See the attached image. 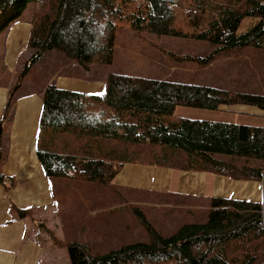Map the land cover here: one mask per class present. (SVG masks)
I'll use <instances>...</instances> for the list:
<instances>
[{
	"label": "trees",
	"instance_id": "1",
	"mask_svg": "<svg viewBox=\"0 0 264 264\" xmlns=\"http://www.w3.org/2000/svg\"><path fill=\"white\" fill-rule=\"evenodd\" d=\"M27 11L31 55L11 87L4 116L12 111V96L30 68L46 63L51 54L56 55L51 76L105 81L101 94L61 88L56 82L40 92L37 154L58 212L64 215L79 207V190L89 185L112 188L114 201L90 207L110 208L114 217V207L129 206L123 189L113 184L129 163L263 181L264 126L177 117L175 110L181 106L264 116V0H0V31ZM250 18L257 23L242 32ZM124 26L140 36L207 44L210 48L203 54L165 53L174 63L202 68L230 59L224 84L121 71L100 76L95 65L114 62L116 32ZM27 94H18L16 100ZM1 131L4 182L1 168L9 146L2 148ZM128 210L147 240L100 250L89 240L67 237L58 244L67 249L70 264H264L261 201L213 196L202 220L183 223L171 234L159 230L139 206ZM30 214L31 209H17L19 218Z\"/></svg>",
	"mask_w": 264,
	"mask_h": 264
},
{
	"label": "rangeland",
	"instance_id": "2",
	"mask_svg": "<svg viewBox=\"0 0 264 264\" xmlns=\"http://www.w3.org/2000/svg\"><path fill=\"white\" fill-rule=\"evenodd\" d=\"M30 15L27 11L22 19L15 20L8 29L0 31V123L2 124L1 138L3 139L9 135L13 136L15 132L20 139L31 135L35 138V132L40 124L42 114V94L40 92L50 82H56L59 87L82 92L102 93L105 88L104 79L100 80L99 83H87L81 79L58 77L61 74L51 76L50 72L56 63V55L51 54L46 58V63H38L30 68L23 80L22 87L12 96V111L8 116H4L6 105L11 97V87L16 83L25 62L31 55L27 46L31 30ZM249 22L250 20L244 22L242 32L247 28ZM116 36L117 48L114 62L108 67L95 65L100 70L98 73L100 76H106L109 71H121L137 76L219 84H224L222 79L227 77L230 59H219L213 65L202 68L195 63H174L165 53L171 50L177 53L203 54L210 48L205 43H194L184 38L169 39L163 37L156 39L145 35L140 36L128 26L119 28ZM145 37L150 38L152 43L150 44L143 39ZM20 93L33 94H27V96L16 100ZM202 113V110H195L186 116L191 119L208 118L207 114L203 115ZM231 122L240 123V119L236 118ZM2 148H5L3 143ZM5 167L8 168V166L2 165V172ZM170 169L162 167L156 172L135 174L134 177L138 179L134 180L146 179L138 181V184L151 185L150 188L174 187L177 190L186 191L187 194H192L194 197L187 198L179 194L174 196L173 194L162 195L163 193L148 194L143 192L131 194L124 192L125 197L122 196L129 206L136 205L142 208L152 223L165 234L173 233L183 223L202 220L209 208L210 197L214 195L257 200L264 203L262 183L215 180L203 175L186 176ZM15 179L18 181V176ZM23 191L24 189L20 188L11 197L21 195ZM112 191V188L109 187L99 188L86 185L79 190L81 197L76 200L80 201L79 207L73 206L71 209H67L64 215L58 212L56 207L57 215L53 222L55 226L52 229L55 244L68 253L64 246L58 244V241L66 240L67 237L70 238L71 236L73 239L89 240L90 243L94 244V247L95 245L100 247H95L100 250L109 249L124 241L147 240L146 232L139 220L132 218V214L128 210L129 206H123L124 203L113 208L118 209V212L112 215L114 217L108 213L110 208L96 211L90 207L99 203L110 204L115 197ZM151 191L157 190L152 189ZM84 196H86L85 199ZM82 197L84 200H80ZM126 208L127 211H125ZM34 217L31 216L28 219L34 221ZM112 218L117 219L112 222ZM41 231L40 227L32 226L31 235L35 240H42L40 234L43 232ZM45 250L47 252L50 249L45 246ZM56 259L58 260L57 264H70L67 257L64 259L62 255L60 257L59 254L56 255Z\"/></svg>",
	"mask_w": 264,
	"mask_h": 264
},
{
	"label": "crops",
	"instance_id": "3",
	"mask_svg": "<svg viewBox=\"0 0 264 264\" xmlns=\"http://www.w3.org/2000/svg\"><path fill=\"white\" fill-rule=\"evenodd\" d=\"M249 20V25H247V28H245L243 32L249 30L257 23L255 18H250ZM87 93L101 94V92ZM195 110H202L203 115L207 114L208 118L203 120L235 123L231 121L238 118L240 119V123L238 124L264 126V116L251 113L239 114L180 106L176 108L175 116L187 117L186 115H188V113L195 112ZM245 110L248 109L245 108ZM249 111H254V109ZM38 134L39 126L35 132V138L31 135L30 137L27 136L20 139L15 132L13 136L9 135V137L7 136L3 139L4 147L7 148V146H9V150L8 156L3 163V165L8 166V168L5 167L7 169L4 168L2 172L6 178L4 182H0V264H57L58 260L56 259V255L58 256V254L59 257L62 255L64 259L67 257V261L70 263L69 254L55 244L52 233L53 226H55L53 222L56 220L57 209L53 198L50 179L46 175L45 168L37 154L36 144ZM161 169V166L129 163L126 164L116 176L113 184L123 189L125 193L130 194L134 192H143L148 194L163 193L162 195L179 194L187 198L192 196V194H187L188 192H183L181 189L177 190V188L174 187L162 186L159 188H150L151 185L145 186L138 184V181L142 179L134 180L138 179L134 177L135 174H146ZM170 170L178 171L180 174L186 176L203 175L209 176L215 180L262 183V181L256 180H233L227 176H220L210 172L188 171L173 168ZM16 176H18V181L15 179ZM20 188L24 189L23 193L11 197V195L16 194ZM152 189L157 191H151ZM17 209H31V214L25 218H19ZM31 216L36 217H34V221L33 219H28V217ZM33 225L41 228L43 234H40V232L38 233L42 237V240H35L31 235ZM45 246L50 250L46 252Z\"/></svg>",
	"mask_w": 264,
	"mask_h": 264
},
{
	"label": "built area",
	"instance_id": "4",
	"mask_svg": "<svg viewBox=\"0 0 264 264\" xmlns=\"http://www.w3.org/2000/svg\"><path fill=\"white\" fill-rule=\"evenodd\" d=\"M263 185H264V173H263V181H262Z\"/></svg>",
	"mask_w": 264,
	"mask_h": 264
},
{
	"label": "water",
	"instance_id": "5",
	"mask_svg": "<svg viewBox=\"0 0 264 264\" xmlns=\"http://www.w3.org/2000/svg\"><path fill=\"white\" fill-rule=\"evenodd\" d=\"M1 127H2V124L0 123V129H1Z\"/></svg>",
	"mask_w": 264,
	"mask_h": 264
}]
</instances>
